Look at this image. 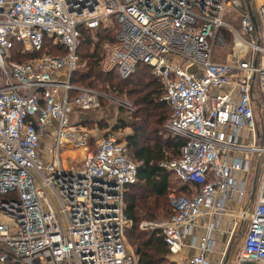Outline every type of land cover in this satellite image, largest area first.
Returning a JSON list of instances; mask_svg holds the SVG:
<instances>
[{
	"label": "built area",
	"instance_id": "obj_1",
	"mask_svg": "<svg viewBox=\"0 0 264 264\" xmlns=\"http://www.w3.org/2000/svg\"><path fill=\"white\" fill-rule=\"evenodd\" d=\"M0 9V214L11 217L0 219V264H139L125 213L139 164L115 131L90 150L93 131L71 121L105 99L133 111L73 82L83 28L100 27L116 36L102 44L101 70L127 79L150 65L172 110L166 128L180 144V157L162 165L188 189H171L169 218L142 226L162 232L175 264H225L227 256L226 264H264V125L256 119L264 105V0H0ZM47 39L65 52L12 58L15 44L37 54ZM230 46L234 58L221 60ZM224 214L234 224L220 234L231 238L211 259ZM198 217L208 219L206 233L187 244ZM242 224V246L230 258ZM185 246L198 252L184 256Z\"/></svg>",
	"mask_w": 264,
	"mask_h": 264
},
{
	"label": "trees",
	"instance_id": "obj_2",
	"mask_svg": "<svg viewBox=\"0 0 264 264\" xmlns=\"http://www.w3.org/2000/svg\"><path fill=\"white\" fill-rule=\"evenodd\" d=\"M83 35L79 54L80 59L83 58L86 64L85 67L78 68L74 72L73 82L81 86L98 88L100 83H110L112 78H116L130 85L131 88L127 91L129 95L142 94L140 98H136L142 106L134 113L133 130L127 135L129 154L139 166L138 183L128 186L125 194L127 204L125 213L132 220L126 233L135 247L139 264H169L170 248L162 232L157 229L147 231L140 225L141 220L145 218L156 219L160 215L169 218L172 215V209L168 196L172 187H177L178 192L188 189L186 185L185 187L175 185L171 175L180 182L181 180L162 165L165 161L177 159L181 155L177 138L173 140L171 135L163 136L159 128L172 115L170 106L162 100L163 85L152 74L151 66L146 63L139 64L137 71L127 79H122L115 72L104 73L101 70L102 44L106 40H116L115 30L104 27L97 30L83 28ZM94 37H97L95 47H93ZM64 52L63 47L55 46L51 40L47 39L44 49L39 53L21 54L20 45L17 43L13 47V59L21 63L24 62L23 56L32 59L45 53L57 55ZM141 68L144 71L139 73ZM92 122L97 125V122L93 120L83 123L87 127ZM117 124L119 128L124 126L123 123ZM109 130L114 131L113 126Z\"/></svg>",
	"mask_w": 264,
	"mask_h": 264
},
{
	"label": "rangeland",
	"instance_id": "obj_3",
	"mask_svg": "<svg viewBox=\"0 0 264 264\" xmlns=\"http://www.w3.org/2000/svg\"><path fill=\"white\" fill-rule=\"evenodd\" d=\"M26 54L31 55L30 53H26ZM220 55L221 56H219V58L221 60H232L234 58V52H233L232 46H230L226 50L225 53H221ZM12 58H14V55L12 56ZM30 60L31 58H28V57L26 58L25 56L22 57V61L24 62H28ZM85 64H86L85 60L83 58L80 59L78 68L81 69L85 67ZM142 71H144L143 68L139 70V73H141ZM140 76H142V74H140ZM111 80L112 82L110 83L106 82L105 84H103L102 82L99 84L98 88H93V89L101 93H106L110 97H117L119 99H123L124 101L131 103L133 107V111L130 112V111L125 110L123 107H119L115 103H112L109 99L102 100L101 108L94 110V111H87V112L93 113L94 119L92 120L97 122V125H95L94 122H92L91 124L92 126L91 125L87 126L88 129L93 131V134H94L93 139L91 140L90 150L94 149L96 137L100 136L104 131L108 130L112 126H113L114 131L118 133L119 136L122 137V139H125L126 135L131 133L133 130V122L135 120L134 113L137 112V110H139L142 106L141 103H138V101H136V98H140L142 94L135 93V94L129 95L127 91L131 88L130 85H126L125 82H120L116 78H112ZM260 101H262V98L260 99ZM260 105L261 106H258L257 108L258 112H257L256 119H257L258 127L263 131L262 125H264V105L262 104ZM75 114L77 116L74 115L76 117L73 118V115H72V119H71L73 123H77L78 121L82 119L79 114L77 113ZM167 121L168 120L164 122V125L159 127L160 131L163 133V136L171 135V133L167 131V128H166ZM117 123L119 124L123 123L124 126L119 128L118 127L119 125ZM171 138L174 140L175 137L171 135ZM52 139H53L52 133L47 132L45 137L43 138L42 147L40 149L39 159L43 163V171L45 172V174H48L47 146L48 144L52 142ZM85 153L86 151L82 149L80 151H77V156L80 159H82ZM171 178H172V181L175 182V185L180 186V181L174 175H171ZM174 188H177V187H172V189ZM0 219L6 223L11 222V217L3 213L0 214ZM160 219H164V216L160 215L156 219L145 218L141 220L140 225L142 226V223L146 221L160 220ZM142 227L147 231L151 230L148 227H144V226ZM245 232H246V228L244 224H242V226L237 227L234 233V236L232 238L231 245H230V258H232L233 255H235L240 250L242 243H243V237H244ZM127 243L129 244L130 249H132L135 252V247L131 244L128 235H127ZM175 259H176L175 256H173L170 252V254L168 255L169 264H175L174 263ZM161 264H168V263H161Z\"/></svg>",
	"mask_w": 264,
	"mask_h": 264
},
{
	"label": "crops",
	"instance_id": "obj_4",
	"mask_svg": "<svg viewBox=\"0 0 264 264\" xmlns=\"http://www.w3.org/2000/svg\"><path fill=\"white\" fill-rule=\"evenodd\" d=\"M77 114H79L80 117L82 118L80 120L82 123L84 121L94 119L92 112H82V113H77ZM72 115H73V118L77 116L75 113H73ZM74 115H76V116H74ZM109 129L104 131L103 133H106L107 131H109ZM125 141L127 142V135L125 137ZM184 185H186V184H183L182 182H180V187H182ZM186 186H188V185H186ZM174 189L177 190V188H174ZM186 190L187 189H185L183 192H185ZM207 221H208V219L206 217H198V218H196L195 222L198 223L201 226V228L196 230V231L193 230V233L191 235L187 236V238H186L187 244L190 243L192 240H194V238H199L200 236H202V235H204L206 233V228L204 226L206 225ZM233 224H234V216L233 215L224 214V215H221L219 218H217V225H218V229L220 231L219 232L215 231L214 252L208 254L209 258H211V259L212 258H217V257H219L222 254V252L225 249L227 241L231 237H229V234L226 237H223L220 234V232H221V230H223V231L224 230L231 231L232 227H233ZM197 252H198V250H197L196 247L185 246L183 255L184 256H190L192 254H196Z\"/></svg>",
	"mask_w": 264,
	"mask_h": 264
},
{
	"label": "water",
	"instance_id": "obj_5",
	"mask_svg": "<svg viewBox=\"0 0 264 264\" xmlns=\"http://www.w3.org/2000/svg\"><path fill=\"white\" fill-rule=\"evenodd\" d=\"M0 10H2V9H0ZM256 181H257V179H256V177H255V179H254V183H253V188H252V194H254V192H255ZM227 260H228V256L226 257L225 264L227 263ZM246 264H250V263L247 262Z\"/></svg>",
	"mask_w": 264,
	"mask_h": 264
}]
</instances>
